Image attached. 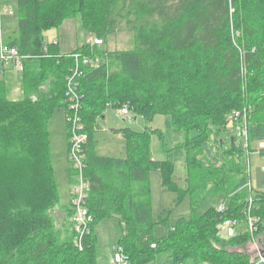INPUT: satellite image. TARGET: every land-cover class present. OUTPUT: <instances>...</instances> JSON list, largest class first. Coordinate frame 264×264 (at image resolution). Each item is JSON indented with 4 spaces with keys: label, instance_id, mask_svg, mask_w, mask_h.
Segmentation results:
<instances>
[{
    "label": "trees",
    "instance_id": "1",
    "mask_svg": "<svg viewBox=\"0 0 264 264\" xmlns=\"http://www.w3.org/2000/svg\"><path fill=\"white\" fill-rule=\"evenodd\" d=\"M14 4L17 30L5 36L3 44L25 59L21 99L9 100L7 85L0 80V264H96L95 228L110 218L118 220L123 232L117 246L128 264H253L255 257L229 249L250 237L263 234L258 242L264 240V193L253 197L246 187V154L252 142L264 143V0ZM70 19L78 20L80 28L101 44L87 43L67 55H60L54 43L44 46V33ZM121 29L132 34L131 49L100 48ZM74 54L95 65L82 67L78 79L79 115L88 136L86 208L92 218L82 251L74 245L70 206L64 208L62 239L53 224L52 210L59 198L47 132L54 110L59 105L66 108L65 80ZM123 107L146 121L166 117L169 144L163 133L158 135L171 159L152 160L148 131L123 132L124 158L97 154V120L107 108ZM243 110L246 133L237 121L241 118L232 117ZM230 124V136L217 138ZM212 140L217 145L214 155L205 157ZM260 154L264 157V148ZM173 158H182L186 166V190L172 181ZM151 171L160 173L163 188L176 194L175 204L191 196L188 219L171 226L168 217H160L166 227L161 239L153 237ZM68 179L71 187L75 185L70 164ZM207 193L219 196L226 211L210 208L198 213L197 205ZM250 198V216L257 220L253 236L245 231L243 214ZM224 220L237 222L235 235L222 237L219 226ZM239 227H244L243 233H238Z\"/></svg>",
    "mask_w": 264,
    "mask_h": 264
},
{
    "label": "rangeland",
    "instance_id": "2",
    "mask_svg": "<svg viewBox=\"0 0 264 264\" xmlns=\"http://www.w3.org/2000/svg\"><path fill=\"white\" fill-rule=\"evenodd\" d=\"M13 9L14 15H12V20L17 23L15 6H13ZM132 38L133 37L130 32L121 29L118 33L110 36L106 45L100 46V48L104 47L109 51L128 50L133 46ZM54 40H59V54L66 55V53L76 50L85 43H92L94 37L80 28L78 20L70 19L65 21L58 29H53L44 33V46L52 43ZM7 67L9 68V66ZM12 68L21 74L14 67ZM17 77L18 82L21 83V77ZM7 82L8 81H6V84ZM20 91V94H12L8 92L7 98L9 100L21 99V87ZM228 126L229 127L225 132L223 131L217 135V138H223V136L227 133L230 136V132H233V125L230 124ZM127 130L134 132L148 131L150 133L149 148L152 160L164 162L167 159H171L168 158L167 154L164 152L163 143L158 135V132L163 133L166 140L165 142L169 144L170 140L167 133L165 116L156 115L151 121H146L144 118L134 116L132 114L125 117L120 116L118 114V110H114L112 108H107L104 111L103 117L98 119L96 122L93 139L96 144L95 148H97V153L101 156L124 158L125 146L123 132ZM47 132L52 175L60 203L52 210V217L55 229L59 230V238L62 239L63 231L60 229L62 228L63 221L65 219V211L63 207L67 204H71V185L68 179L69 162L67 156L68 126L65 117V110L62 105H59L54 110L47 124ZM181 140L182 137L179 136V141ZM210 144L211 145L207 148L208 152L205 153V157L214 155L213 153L217 145H214L213 140L210 141ZM259 147L260 143L252 142L250 150L246 154V172L248 175V183L246 187L248 190H253V197H257L260 193H264V157L260 154ZM173 160L175 162L173 165L172 181L179 189L186 190L188 186L186 181V166L182 158H173ZM150 187L152 199L153 237L155 239H161L166 233V227L160 222V217H168L167 223L171 226L180 218L188 219L191 213V196L186 195L179 203L175 204L177 198L176 194L173 192H167L163 188L161 175L157 171H151L150 173ZM222 203L223 202L219 196L213 193H207L198 203L197 212L205 213L208 209L217 208ZM247 211V209L243 211L244 216L247 215ZM222 230V237L228 238L229 236L226 230L224 228ZM237 231L238 233H243L244 227H241ZM95 232L97 235L96 259L98 255L100 257L99 263H101L102 258L105 255L114 256L113 248L116 247L118 241L122 238L123 232L116 218H110L102 221L96 226ZM261 237H263V234L259 238ZM259 238L250 237L244 245L232 247L229 250L233 252H244V254H248V256L255 257L258 249L261 248L258 242Z\"/></svg>",
    "mask_w": 264,
    "mask_h": 264
},
{
    "label": "built area",
    "instance_id": "3",
    "mask_svg": "<svg viewBox=\"0 0 264 264\" xmlns=\"http://www.w3.org/2000/svg\"><path fill=\"white\" fill-rule=\"evenodd\" d=\"M4 14L9 13L8 9H4ZM2 12H0V22H1ZM92 44L100 45L101 41L94 39ZM74 59V66L70 71V74L66 77V108L65 117L69 128L68 136V162L71 169L75 172L76 183L71 187V204L70 207L73 211L72 222L74 224L75 239L74 245L79 251L83 250V238L89 233V226L92 223V218L88 213L86 208V201L88 196L89 184L86 181L84 170L86 164L84 162V146L88 141V136L84 132L83 124L81 123V118L79 112L81 110V100L82 96L78 92V79L82 76V67L95 66L94 63L86 57L79 54H74L72 56ZM24 57L18 54V51L14 47H7L3 44L0 45V63L14 67L17 71H23L22 60ZM120 116H128L130 112L127 107H123L118 110ZM234 119L241 118L239 125L242 127L244 133H246L247 126V112L236 111L233 116ZM259 148H264V143H260ZM248 189V188H247ZM252 199L250 198L247 208L246 221L247 226L245 231H247L251 236L256 233L255 223L257 220L250 216V204ZM227 209L225 203L220 204L216 210L218 213H223ZM237 222L233 220H224L219 228L221 231L224 228L229 237L235 235ZM154 247V245H152ZM114 249V256L112 259V264H128V257L124 254L123 250L116 245ZM261 249V248H260ZM258 249L257 255L253 264H264V252Z\"/></svg>",
    "mask_w": 264,
    "mask_h": 264
},
{
    "label": "crops",
    "instance_id": "4",
    "mask_svg": "<svg viewBox=\"0 0 264 264\" xmlns=\"http://www.w3.org/2000/svg\"><path fill=\"white\" fill-rule=\"evenodd\" d=\"M14 5H15L14 4V0H0V12H2L1 22H0V45L3 44V38L5 36H7L8 34L15 33L16 30H17V23H16V21L14 22L12 20V15H14V9H13ZM4 9H8V11H11V14H9V13H5L4 14L3 13ZM52 43L57 45V48H58V51H59L60 50L59 40H54ZM85 44H87V43H85ZM89 44H92V43L89 42ZM72 52H70V53H72ZM70 53H66V55L70 54ZM7 66H9V65H5V64H1L0 63V80L5 81V83H6V81H8L7 84H6L7 88H8V92H10L12 94H18V93L20 94V92H21L20 91L21 83L18 82V80H17L18 77L17 76L21 77V74L16 72L11 66H9V68ZM16 100H18V99H16ZM12 101H15V100H12ZM67 143H68V141H67ZM96 152H97V148H96ZM99 156H101V155H99ZM70 194H71V192H70ZM69 206H70V204H67L65 207H69ZM60 207H61V205H60ZM65 207H63V208H65ZM260 245L262 247V244H260ZM99 259H100V257L97 255V259H96V263L97 264H112L113 256H111V255H109V256L107 255L106 256L105 255L102 258V262L101 263H99Z\"/></svg>",
    "mask_w": 264,
    "mask_h": 264
},
{
    "label": "water",
    "instance_id": "5",
    "mask_svg": "<svg viewBox=\"0 0 264 264\" xmlns=\"http://www.w3.org/2000/svg\"><path fill=\"white\" fill-rule=\"evenodd\" d=\"M126 119H127V118H126ZM232 141H233V138H231V142H232ZM261 243H262L263 246L261 247L260 251H261V252H264V244H263L262 241H261Z\"/></svg>",
    "mask_w": 264,
    "mask_h": 264
},
{
    "label": "bare ground",
    "instance_id": "6",
    "mask_svg": "<svg viewBox=\"0 0 264 264\" xmlns=\"http://www.w3.org/2000/svg\"><path fill=\"white\" fill-rule=\"evenodd\" d=\"M241 135V134H240ZM248 140V139H247ZM232 151V150H231ZM48 158V157H47ZM239 162V161H238ZM139 165V164H138ZM146 168V167H145Z\"/></svg>",
    "mask_w": 264,
    "mask_h": 264
}]
</instances>
